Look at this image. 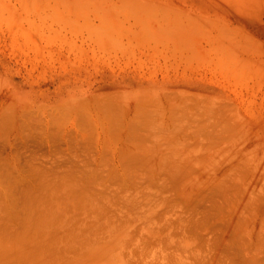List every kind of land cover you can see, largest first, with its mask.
<instances>
[{"label": "bare ground", "instance_id": "bare-ground-1", "mask_svg": "<svg viewBox=\"0 0 264 264\" xmlns=\"http://www.w3.org/2000/svg\"><path fill=\"white\" fill-rule=\"evenodd\" d=\"M125 1H127V3L130 2L128 0H121L120 2H123V6L125 5ZM135 1H133V4L130 2L132 7H134ZM247 1L251 2L250 0ZM59 2L61 3L60 0ZM70 2L71 0H68V2L66 1V5ZM74 2L80 3L76 0H74ZM138 2L136 1L135 6L141 3V1ZM73 3L71 2L72 6H70L71 12H68L70 14L73 13L72 16L80 12V9L76 7L74 9H77V13L75 12L76 10L72 12ZM82 3L81 1V4ZM241 3V6H243L244 2L242 1ZM121 4L119 5L122 7ZM66 5H64L65 8L68 6ZM76 6L78 7V4ZM126 6L127 4L124 8ZM248 6L250 7V5ZM167 7L168 6H166V8ZM181 7L183 9L185 8L183 6ZM124 8L122 7L121 9L124 10ZM130 8L128 7V9ZM147 8L149 7L146 5V10L149 11ZM69 9L68 11H70ZM156 9L154 10L158 12V9ZM55 10L56 9H53L56 13L57 10ZM239 10H242V8ZM194 11L198 10L194 9ZM194 11L193 15L195 16L196 13L194 14ZM140 13H142V11L138 14L140 15ZM198 13L200 14V11ZM138 14L136 15L139 16ZM67 15L66 10V16ZM102 15L103 14H101L100 17ZM201 15L205 16L202 13ZM69 16L70 15L67 17ZM72 16L69 18H72ZM144 16L145 15L142 16L143 19ZM104 17L106 18L107 15H104ZM108 17L105 20H108ZM196 18L199 17L196 16ZM212 18H215V16ZM74 19L75 18H73L72 21L70 19L66 24L70 25L73 23ZM109 20L108 22H111V20ZM152 20L153 18L151 21L146 22L150 24ZM197 20H194L196 22H187L188 24L184 25H182L184 22L179 25L174 23L172 19H166L162 23L155 21V23H151V26L147 24L150 34L149 32L143 34H149L148 36L150 38L152 37V41L154 38L153 34L158 36L156 39L154 38V41L160 42L164 39H167L165 40L166 42L168 40L178 41L177 39L184 34V28H188V26L189 28L199 26ZM213 20L214 19H212V22ZM74 21L77 22L76 19ZM84 21L79 22V24H83ZM226 21L222 20V22ZM203 22H206V20ZM85 23L87 24L88 22L86 21ZM111 25L112 24H110V26ZM121 27L122 26L118 28ZM102 28L103 27H101V29ZM122 28L124 29V27ZM239 29H242V32L245 30L243 28ZM239 29L237 28L238 31ZM115 30L114 36H120V33ZM120 30L122 29H119V31ZM101 31H103V29ZM90 32L91 34L93 32V35L98 33L97 31L91 30L89 31L90 36ZM127 32L129 39L135 37L144 40L146 37H144L141 31H137L136 29H128ZM126 33L125 36L127 35ZM200 33L201 32H198L197 35H194L198 36L203 34ZM97 35L99 36L100 34H96L95 37H97ZM194 35H192L193 38L190 36L188 37L190 42L191 39L196 38ZM245 36L249 37L248 33ZM245 36L243 37L245 38ZM199 37L203 39L204 36L201 35ZM228 37V41L226 38H222L223 41L226 40L228 42V46L223 44L227 47H223L226 48L224 51L225 53L227 51H235L242 54L250 52L254 54V57L257 54H263L259 46H256V51L261 50L262 53H257L258 51L255 52V42L251 40V38L254 37H249L251 43H249L250 41L248 42L249 39L246 37L248 39H245L247 41L246 43L254 46L252 48L249 45V51H247L246 48L244 52L237 51L242 45L247 47L248 44L244 45L245 43H242V41H245L244 38L239 37L237 38L238 40H234L233 38V40L229 42ZM254 40L256 41V45L260 44L258 39ZM147 41L149 43V39H147ZM209 41H206L208 42L206 44L209 45ZM166 42L163 44L169 43ZM212 42L215 44L214 41H211V43ZM172 43L175 44V42ZM159 44L160 43L155 46ZM188 44L189 43L186 45ZM193 44L194 42H191V47ZM213 44H211V46H213ZM197 45L199 46L200 43H196V47ZM163 46L162 48L164 49ZM171 46L169 48H171ZM191 47L189 46V48ZM215 47L217 46L215 45ZM229 47L231 50H227ZM204 48L207 49V47ZM221 48L220 50L216 49L219 51L218 53L222 55L223 51ZM213 49L216 50L214 46ZM172 50H174L175 53L177 51L173 48ZM190 50H193V48ZM197 50L198 48H196L195 51ZM214 50L210 51L208 49V53L210 54V52ZM238 53H234V55ZM212 54H214V52ZM212 54L210 55L211 58L214 57ZM227 54L228 53H226V56ZM247 54L249 55L248 58H250V54ZM196 55H199L201 58L202 54ZM221 55L216 56L217 59L215 57V60L218 61V58L221 59ZM205 56L206 54L204 57ZM226 56L223 53L222 59ZM204 57H202L201 60ZM208 57L209 55L207 58ZM227 57L225 59L229 61ZM244 58H242L244 61H248L247 55H244ZM253 58L248 61L250 62L249 64L244 63L245 68L251 65V62L254 63L256 58ZM210 60L214 62L213 65L219 63V61ZM202 61H200V64L204 65ZM223 62H225L224 59ZM233 62H230L228 66H231L232 63L234 64L233 68L234 66L237 68L239 65L238 60ZM261 63H263V65L257 64L258 67L264 66V62ZM217 65L219 64H216L213 68L217 67ZM225 66L226 69L229 70V67L227 65ZM209 67L211 68V66ZM250 67L252 69V66ZM256 67L253 69H256ZM230 68L232 72V66ZM226 69L225 71L227 72ZM243 69L244 68H242V70ZM263 69L264 67L261 70ZM233 70L234 73H232L235 75L236 70ZM237 70L239 71L238 68ZM245 70L246 69L241 73L245 72ZM247 71L249 72V70ZM263 71L258 72L257 70L255 72L258 76L262 74ZM239 72L236 73V77L239 76ZM248 72L243 73L244 75L241 74L239 77L245 76ZM255 72H253V74ZM253 74H250L251 77H254ZM227 76H229V74ZM239 77L238 79L241 81ZM159 85L161 88L163 87L160 82ZM142 88L143 87L138 89ZM135 91H137V89H135ZM187 92H190V95L195 94V92ZM200 92L203 91L196 92L198 94L197 96H199ZM172 93L175 94L176 92L172 91ZM179 93L184 96L185 91L181 93L180 90ZM132 95L143 98L141 95L133 93ZM96 98L100 99L99 96H96ZM107 98L108 99L101 98L96 102L94 110L87 109V111H82L86 120H88L89 117V121L80 122L75 128L74 136L70 134L65 136L66 132L62 127V123L66 124V116L74 114L72 109L68 107L64 108V106L67 105L64 104L65 102L62 106V103H59L56 111L54 110L55 112H42V119L38 118L37 120V116L30 117V120L27 119L28 122H30L28 124L33 127L38 126L40 121L43 120L36 129L39 133V138H41L43 143L45 142L48 145V148H53L56 137H60V134L56 133V131L62 132L64 138L67 137V152L66 154H60L61 160L60 162L58 161L59 163H64L63 166H66L65 168L67 169H64L63 174L60 172L59 176L55 173V176H57L56 181H59L58 183H51V178L55 177L53 176L54 173L52 172L53 177L49 178L47 175H51V172L43 170V168L41 169L42 166H40L39 172L34 171L35 173H27V171L23 169L24 167H21L16 159H14L12 152L9 156L12 155L13 158L7 156L9 159H7L8 162L6 160V162H3L5 159L4 153L3 156L0 155V157L4 158L3 160L0 158V161L3 163V165L0 163V264H264V133L262 135L260 131L261 127L258 126L259 120L254 118V120L258 121L255 126H258L257 130L259 129L261 133L259 136L257 130H255V135L259 136V138H257V136L256 139L253 138L255 141L259 140L254 144H250L252 143L250 141L252 139H250L249 144L244 142L246 143L244 146L246 145L247 147L240 145L243 147L241 148L233 146L232 144V140L236 137L235 130H238L236 129L238 121H235L236 118L233 115L234 121L236 122L235 125L233 124L234 122H232V118L229 119L226 117L228 114L227 112L226 116H224L225 111L222 106L220 109L223 113L219 112L221 111L218 110L220 107L219 105L217 106L219 113H216V107L214 108L213 105L211 107H204L202 105L198 107L199 103L195 105V102L191 101L192 104L187 99L185 100L186 97H183V99L182 96L175 98L168 95L165 103L159 101L160 99L158 101H141V99H138V101L134 103L126 101L118 104V100L117 103L114 102L116 100L110 101L111 97ZM181 98L183 101L178 100ZM187 101L189 104H187ZM228 105H231L230 102H228ZM231 106L229 108L232 110L235 109V106ZM100 107L101 113H99ZM227 108L225 106V109ZM3 109H0L2 114L3 112L5 113L6 110L5 108ZM228 109V112L231 111ZM12 110L14 111V109ZM23 110H25V108ZM234 111L235 110L230 113L234 114ZM94 112L98 114L94 115ZM10 113H8L10 118L3 119L2 116L0 118V141L1 144L3 141L2 145L9 144L10 138L14 135L13 132H15L19 121V118L11 117ZM249 114H253V112ZM228 116H230V114H228ZM254 120L250 122L254 123ZM247 121L249 122V120ZM252 125L254 124H251V126ZM114 129H116L115 133ZM249 131L254 134L253 130L251 131L249 129ZM238 132L239 130L237 133ZM116 133H118L117 136H115ZM1 147L2 146H0V148ZM71 148L72 150L70 152ZM3 152L6 153V150L4 149ZM53 155L58 157L56 153ZM78 156L79 159H76ZM46 160L48 161V159ZM54 161L53 159L51 166H54ZM72 166L80 167L81 170L78 169L82 173H80V175L77 173L76 176H73L75 174L71 173L72 169H70ZM55 168L58 169V167ZM55 168L51 167L49 170H55ZM61 168H59L60 171H62ZM29 169L27 170L29 171ZM32 169L30 171H32ZM68 169H70V172L67 171ZM77 170L74 172L76 173ZM47 172L48 174H46ZM46 178H49L50 183L46 182V180L44 181ZM35 179H37V181L41 179V182L43 180L45 183H42L45 187H60L58 191V188L56 189L54 194H52L51 190L49 196L52 194L57 198V194H60L61 197L64 195L65 198L61 199V197H58L60 199L58 202L59 199L56 201L54 197L55 199L53 201L52 195L48 197L47 193L45 194L44 191L41 193V197H39L38 193H34L38 194V198L36 199L34 194H32L34 195V199L31 197L32 200L29 199L30 197H23L28 200L26 203L23 204L22 202L19 205L18 201L20 199L18 201L17 199L19 197L21 198L24 192L26 193L27 191L25 188V191L22 189L21 193L22 186H26V182H34ZM82 180L88 181H85V185L88 186L89 189L92 184H95L93 188L97 186V190H94L95 188L90 191L85 189V191L88 190V193L86 192L84 196L83 193L85 192L83 191L82 193V190H78L79 185L84 184L80 182ZM41 182H36V184L34 182V184L41 185ZM105 183H107V185H104ZM29 184L31 193L37 191L38 185L37 189L35 190L34 187L35 191H32L33 185L31 186V184L33 183L31 182ZM75 186L77 192L74 191V188L72 189V187ZM18 187H20L19 193L22 194L21 196L17 192V189H19ZM46 189L48 190L49 188L46 187ZM53 189L55 191V188ZM78 191H81L80 194L82 193V198L85 197L84 200H79V206L78 208L76 207L82 214L78 215L76 218L78 212L76 211L74 214L76 216H73L74 218L72 219L69 211L73 213L75 207L69 206L70 202L68 203L66 200L72 196L75 198L79 195ZM16 202H18V206L15 207ZM67 214H70V217ZM52 226L57 227L59 231L61 228L65 230L62 234L60 232L58 233L61 236L60 238L57 237L58 239H55L54 237L56 234L53 235V237L50 236V234L58 232L53 228L54 232L51 233L50 230ZM47 228H49V230ZM70 254H72V256Z\"/></svg>", "mask_w": 264, "mask_h": 264}, {"label": "rangeland", "instance_id": "rangeland-1", "mask_svg": "<svg viewBox=\"0 0 264 264\" xmlns=\"http://www.w3.org/2000/svg\"><path fill=\"white\" fill-rule=\"evenodd\" d=\"M60 1L61 3L59 2V0H0V105H1L0 109L3 108L6 109L5 113L3 112L4 115L1 113L2 111L0 112V118L1 116L3 119L10 118L8 116V113H10V111H11L10 113L11 117L19 118L15 132H13L14 135L10 138L9 144L2 145L3 141L2 144L0 141V146H2L0 148V155L3 156L4 153V158H5L4 159L3 157H0L2 160L4 159L3 162L6 161L8 162L9 160L8 157L9 158L12 157V155L9 156V154H11L12 152V154L14 155L13 156L14 159H16V161L21 167H24L23 169L27 171V173L29 172L35 173L34 171L39 172V168L40 166H42L41 169L43 168V170L46 171L48 170V172H51V175L48 174V172L46 173L48 174L47 176L49 178L55 176V173L58 176L60 175L59 174L60 172L61 174H63L64 169L67 168H65L66 166H63L64 163H59V162L61 160L60 154H66L67 152L66 151L67 137L64 138V134L62 132L56 131V133L60 134L59 135L60 137H56L53 148H48V145L45 142L43 143L41 141V138H39V133L36 129L43 122V120L41 121L39 120L40 121L39 125L33 127L32 125L28 124L30 122H28L27 119L34 116H37L36 118L37 120L38 118L42 119L41 117L43 115L42 112L43 113L55 112L56 108L58 107L57 105L59 103H62L61 104L62 106L63 103L65 102L64 104L67 105H65L64 108L68 107L69 109H72L74 111V114L66 116L67 117V121H65L66 124L62 123V127L66 132L65 136H67V134L74 136L76 126H78L80 122L89 121V117L88 120H86L85 119L86 117L83 115L82 111H87V109L94 110L95 103L98 102L101 98L108 99L107 97H111L110 98L111 100L109 99L110 101L116 100L114 102L117 103L119 101L118 104H121L120 102H126V101L134 103L137 102L138 99H141V101H151V100L158 101L160 99L159 101L165 103L169 95L170 97H175V98L176 97L179 98V96L180 97L182 96V98L186 97L185 100L187 99L190 103L195 102V105L199 103V105L197 104L198 107L199 106L201 107V105L204 107H211L213 105V107L214 108L216 107L217 110L218 109L217 106L219 105L220 107L218 110H221L220 108L222 106V108H224L225 111L224 116H226V112L230 114V116H228L227 114L226 117L229 119L232 118L233 121L232 120L231 121L234 122L233 124H235L238 121L237 123L238 126L237 128L236 127L235 128L239 130L238 132L239 134L237 133L238 130H235L236 132L235 135L237 138L235 137L234 140H232L233 146L245 147L246 145L244 146V144L246 143L249 144L250 139H252L250 140L252 142L250 144H254L256 141H258L259 139L256 141L254 140L256 139L257 136L255 135L256 132L254 131L257 130L258 126L261 127L260 131L262 132L263 135L264 133V123H263L264 122L263 120L264 119V71L263 70L264 69L263 70L261 69L264 66L258 67V65L261 64L263 65V63L261 62H264L263 61L264 0L262 1L250 0L251 2H248L247 0H242L245 6L244 5L241 6L242 5L241 0H238V2L237 0H215V1L214 0H140L141 3H139L140 2L139 0H136L137 2L139 1L138 6H135L136 4L135 0H128L132 2V4L134 3L133 1H135V4L133 5L134 7H132V4L130 2L127 3V1H125L124 4L125 5L127 4L126 6L127 8L126 7L124 8L125 5L123 6V2H120L121 0H86V1L76 0L77 2L80 3H75L74 0H71L72 3L74 2L72 7V12L73 10H76L75 12L77 13V9H80L79 12L80 14L79 13L74 14L75 17L72 16L73 13L71 14L68 13L71 12V8H70V6H72L71 2L67 4L68 5L67 6L66 1L68 2V0H60ZM81 1L83 2L82 4ZM75 4L76 5L78 4V7ZM119 4L122 5L124 10L121 9L122 7ZM64 5H66L67 8H65ZM146 5L149 7L147 8L149 9V11L146 10ZM248 5H250V7ZM166 6L168 7L166 8ZM181 6L185 8L183 9ZM75 7L77 9H74ZM128 7L131 8L128 9ZM239 7L242 8V10H239L240 9ZM53 9H56L58 12L55 10L56 11L55 13ZM65 9L67 10V14L70 15L69 17L72 16V18L67 17L68 15L66 16ZM68 9L70 11H68ZM154 9H156L158 12H156ZM194 9L198 11H194ZM141 11L144 14L140 13L139 15L138 13ZM193 11L194 14L196 13L195 16L193 15ZM199 11L200 14L198 13ZM201 13L205 16H202ZM101 14H103L102 15L103 17L102 16L100 17ZM136 14H138L139 16H137ZM104 15H107V17L109 16L108 18L109 19L111 18L110 19L111 22H108L109 19L105 20L107 17L105 18ZM143 15H145L144 19L142 17ZM168 15L171 18H169ZM216 15L217 18L218 17L220 18V20L219 18L218 19L216 18ZM196 16H198L200 19L196 18ZM214 16L215 18H212ZM73 18L77 20L78 24L76 21H74L75 19L73 20V23L70 22L71 23L70 25L66 24L67 22H69L70 19L72 21ZM150 18L151 19L153 18V20L152 22H150V24H148V22L151 21ZM166 19H172L174 23H177L179 25H181L182 22H184L182 25L188 24L187 22L190 21L196 22L194 20L198 19L197 22L199 26L198 25L197 26L200 28V30L198 27L189 28L188 26V28H184L183 31L184 34H182L179 37V39H177L178 41L168 40L167 42L169 43L165 41L167 39H164L160 42L154 41L158 36L153 34L155 39L153 38L152 41L151 39L152 37L150 38L148 36L150 34V30L148 29L149 26H151V23H155V21L162 23ZM212 19H214L213 22ZM205 20L207 23L203 22ZM222 20L226 21L227 23L222 22ZM82 21H84V23L79 24V22ZM86 21L89 23V24L87 23L88 25L85 23ZM143 22L146 25H144ZM102 23L105 25H103ZM224 23L226 24V26ZM92 24L95 25L99 24L102 26L99 25L95 26ZM110 24L112 25L110 26ZM147 24L149 26H147ZM120 26L124 27V29L122 27L118 28ZM236 26L238 29L243 28L245 30H243L242 32V29L241 30L239 29L238 31ZM99 27L100 29L101 27H103L102 28L103 31H101L102 29L100 30ZM115 28L117 31L115 30ZM119 29H122L123 31L122 30L119 31ZM128 29L129 30L136 29L137 31H141L142 34L149 32V34L148 35L143 34L144 37L146 36L144 40L137 39L135 37L129 39V35L127 32ZM91 30L95 32L97 31L98 33L96 34H100V35L99 36L97 35V37H95L96 34L93 35L94 33L92 32L91 34L90 32L92 36L91 37L89 35V31ZM114 30L116 32H119L120 36H114L115 35ZM245 31L248 33V36L250 38L254 37L251 38V40L255 42V44L253 43L255 45V52L258 51V50L256 51L257 49L256 46L257 47L259 46V48L261 47L263 54L260 55L262 57L258 54L257 56L255 52H254L256 55L255 57L253 53L247 52L249 51L248 49L249 45L252 48L254 45L252 46L251 44H249L251 43V41L249 37L245 36L247 35ZM187 32L189 33V35ZM198 32L204 34L203 35L200 33L202 36H204L203 39L202 37H199L201 35L196 36ZM125 33L128 36L127 35L125 36ZM227 33L228 36L230 37L227 36ZM191 34L192 35L196 34L194 35L196 36V38L194 37L196 40L191 39V42H194L193 44L194 47L193 45L191 47V42L189 41L190 39L188 38L189 36L193 38ZM241 35L245 36V38ZM227 37L229 38V42L232 41L233 38L234 40H238L237 38L239 37L244 38V40L248 38L249 40L248 39L247 40L248 42L250 41L249 43H246L247 42L246 40L242 41V43H245L244 45L248 44L247 47L242 45L239 47L240 50L238 48L237 51L244 52V50H246L247 48V51L245 52L250 54V58L252 56L256 58L255 59L256 62L254 60V63L251 62L252 64L248 65V67L245 68V64L246 63L249 64L250 62L248 61H250L253 58V57L251 59L248 58L249 55L247 53L242 54L235 51L234 52L227 51L226 52L228 53L227 54L228 57H227L226 53L224 52L227 47L223 45L226 44L228 46ZM146 38L149 39V43ZM222 38L223 39L226 38L227 41L226 40L223 41ZM254 39L256 40L258 39L260 44L256 45V41ZM206 41H209V45L206 44L208 43ZM211 41H214L215 44H213V42L211 43ZM157 42L160 44L158 46H155L156 44H158ZM165 42L167 44H163ZM172 42H175V44ZM202 42L204 43V46ZM187 43L189 44L186 45ZM196 43L197 44L200 43V45L199 46L197 45L196 47ZM211 44H213L215 49L217 48L219 50L221 47L222 48L226 47L223 49L221 48V50L223 51L224 55L227 58H229V61H227L228 59L226 60L225 59L226 57L225 58L223 57L224 61L226 63L228 62L227 64L223 62L222 59L223 53L222 55L221 53H218L219 51H217V49L214 50ZM169 45L170 46L172 45L171 48H169L170 47ZM174 45L175 47L176 46L177 47L175 48ZM215 45L217 47H215ZM162 46L164 47V49L162 48ZM189 46L191 48H189ZM204 47H207V49ZM172 48L177 50L176 53L174 50H172ZM192 48L193 50H190ZM196 48H198L199 51L198 50L195 51ZM229 48L227 50H231V48L230 49ZM208 49L210 51L214 50L213 51L214 54H212L213 52H210L209 54ZM167 51L168 52L171 51V52L168 53ZM259 52H261V50L258 51L257 53ZM234 53H238V54L234 55ZM196 54H200V55L202 54L201 58L204 57L205 54L206 56L202 59L203 60L202 61L200 56ZM211 54L214 56L213 58H211L210 56ZM208 55L209 57L207 58ZM218 55H221V59L218 58L219 63H215L213 65L214 62H211L210 59L215 60V57ZM244 55H247L248 58V61L245 60L246 62L244 61V59H246L244 58ZM259 57L261 58L262 61L260 60ZM234 59L236 61L238 60L239 65H241V66L238 65L241 69L237 66L239 71L242 70V68L246 69L245 72L243 73H246L248 72L247 70H249V72L247 73L248 75L246 74L243 77H239L241 76V74L244 75L243 73H241L242 71H244V69L239 72L235 66L233 68L234 64L231 63L232 72L234 73L233 69L236 70L235 71L236 73L239 72L238 77L241 79V81L238 79V77H236L237 75L236 73L234 75L230 71L231 66H228L230 65L229 64L230 62L235 61ZM200 61H202L204 65L200 64ZM224 63L229 67V70L226 69ZM216 64H219L217 65L218 68L217 67L213 68V66H216ZM209 66H211V68ZM250 66H252V69ZM254 67H256V69H253ZM225 69L227 70V72L225 71ZM257 70L258 72L263 71V73L257 76L255 72ZM253 72H255L254 73L255 75L253 74ZM226 74L227 75L229 74L230 78ZM250 74L251 75L253 74L254 77H251ZM159 82L160 84L162 83L161 85L163 86L162 88L160 87ZM141 87L143 88L138 89ZM135 89H137V91H135ZM180 90L181 93H184L185 91L184 96L179 93ZM172 91L173 92L175 91L176 93L174 94L172 93ZM187 91H191L192 93L195 92L196 95L195 94L190 95V92ZM199 91H203V92H200L199 96H197L198 94L196 92ZM132 93L136 95H141L143 96V98H139V96H133ZM96 96H99L100 99L96 98ZM182 98L178 100H182ZM188 101L187 104H189ZM228 102H230L231 105L235 106V109H233L235 110L234 114L230 113L233 110L229 108L231 105L229 106ZM225 106L226 108L228 107L229 109L228 108L227 109L231 111L228 112L227 109H225ZM22 108L23 109L25 108V110L27 111L23 110ZM12 109H14V111ZM218 110L216 111V113L219 112L223 113L222 110L219 112ZM251 111L253 112V114H249L252 113ZM99 113H101V107L99 109ZM96 114L98 113L94 112V115ZM233 115L236 118L235 120L236 122L234 121ZM254 118L259 120L260 123L254 120ZM247 120H249V122ZM251 120L252 121L254 120V123L253 122L251 123L250 122ZM257 122H258V126L257 125L255 126ZM108 124H112V123H108ZM251 124L254 125L251 126ZM254 126L256 129L254 128ZM248 128L251 131L253 130L254 134H252V132H250ZM260 131L259 129L257 130L259 136L261 133ZM115 132L116 129H114V133ZM117 135L118 133H116L115 136ZM238 135L240 136V139ZM259 136H257V138H259ZM4 149L6 150V153L3 152ZM71 150L72 148L70 149V152ZM55 153L57 154L58 157H56V155H53ZM5 156L8 157L6 158ZM46 159H48V161ZM53 159L55 160L53 165L55 167H58V169L55 168L54 166H51ZM76 159H79V156ZM0 163L3 165L2 161H0ZM46 164L50 168L51 167L55 168V170L54 169L49 170L50 168L47 167ZM44 166L46 167V169ZM61 167L64 168L62 169ZM75 167L81 170L80 167L72 166V168H70L72 169L71 173L75 174L73 176H76L77 173H79L80 175V173L82 172L79 169L77 170ZM59 168H61L62 171H60ZM27 169H29V171ZM31 169L32 171H30ZM70 169H68L67 171L70 172ZM73 169L77 170L76 173L74 172L75 170ZM52 172L54 173L53 176H52ZM69 172L66 173L68 174ZM71 173L69 174L72 175ZM56 177L57 176L51 178L50 180L51 183L59 182L58 180L56 181L57 179ZM49 178L44 179V181L46 180V182L50 183ZM44 181L42 180V182ZM85 181L86 180L80 181L81 183L84 184L79 185V187L77 186L78 190H82V193L83 191L85 192L83 193L84 196L86 192L88 193V190L90 191L91 189L94 188H95L94 190H97L96 188L97 186L93 188L95 184L94 185L92 184L91 188L89 189L88 186L85 185L86 182L88 181L86 182ZM31 182L33 183L31 184V186L33 185L32 191H35L38 185L35 184L36 182L40 183L41 179L40 181H37V179H35L34 181L35 184L33 181ZM31 182L28 183L26 182V186H22L21 191H20V187H18L19 189H17V192L19 193L20 191L22 193V189L24 190L25 188L27 189L26 193L30 192L31 187L29 186L30 185L29 183ZM42 182L41 185L43 187L41 185H38L37 191L39 192L35 191L32 193L31 192L27 193L29 195H27L25 192L23 195L19 193L20 196L22 195L21 198L17 197L18 198L17 201L20 199L18 201L19 205L22 202L23 204L26 203V201L28 200L26 198L30 197L29 199L32 200L31 197L33 198L34 195H35V199L38 198V194L39 197H41L42 196L41 193H43L44 191L45 194L47 193L48 197H50L52 194L56 192L58 186L55 187L46 186L47 188H49L47 190ZM104 185H107V183H105ZM53 188H55V191ZM73 188L74 191L77 192L76 186L72 187V189ZM59 189L60 187L57 189V191ZM85 189L88 190L85 191ZM51 190H52V194L49 196ZM78 192H79L78 193L79 195H77L78 197L76 196L74 198L72 196L71 197L72 199L69 197V199L66 200L68 203L70 202L69 206L71 205L75 207L73 213H71L72 211H69L72 219L74 218L73 216L77 215L76 216L77 218L78 215L82 214L77 209L79 206L78 202L79 200L80 201H82V199L84 200L85 197L82 198L83 197L82 193L80 194L81 191ZM34 193H38V194H34ZM47 196L46 198L48 199ZM63 196L61 197L60 194L59 195L57 194V198L55 197V195H52L51 197H53V201L55 198L57 201V199H59L58 197H61V199L65 198V196L64 197ZM59 201L60 199L58 200V202ZM72 201L76 203V206L75 203ZM18 202H16L15 207L18 206ZM76 211H78L79 214L77 212V214L74 215ZM70 214L67 215L70 217ZM53 228L55 229V231L58 232L52 233L54 232ZM47 229L49 230V228ZM62 229L63 228H61L59 231L57 230V227L52 226L50 230L52 234H50V236L53 237V235L56 234L54 238L55 239L60 238L61 236L58 233L60 232L62 234L65 231ZM70 255L72 256V254Z\"/></svg>", "mask_w": 264, "mask_h": 264}]
</instances>
